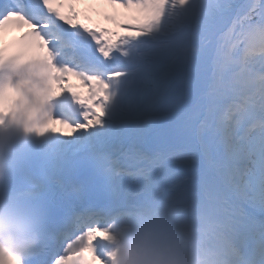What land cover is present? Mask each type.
I'll use <instances>...</instances> for the list:
<instances>
[{"label":"snow or ice","instance_id":"1","mask_svg":"<svg viewBox=\"0 0 264 264\" xmlns=\"http://www.w3.org/2000/svg\"><path fill=\"white\" fill-rule=\"evenodd\" d=\"M9 38L7 61L49 68L42 103L65 105L67 92L84 120L49 110L33 124L79 130L95 170L92 198L54 210L24 264H106L101 221L165 195L215 264H264V0H0ZM24 111L0 88V119Z\"/></svg>","mask_w":264,"mask_h":264},{"label":"clouds","instance_id":"2","mask_svg":"<svg viewBox=\"0 0 264 264\" xmlns=\"http://www.w3.org/2000/svg\"><path fill=\"white\" fill-rule=\"evenodd\" d=\"M18 40L0 42V64L16 55ZM16 83L0 78V88L10 86L14 102L25 111L17 116L29 123L43 122L48 105L42 96L49 87V68L37 55L13 62ZM7 168L0 160V254L15 256L24 264L43 241L45 218L11 190ZM110 234L104 242L106 264H215L191 240V224L170 196L130 201L124 209L101 222Z\"/></svg>","mask_w":264,"mask_h":264},{"label":"bare ground","instance_id":"3","mask_svg":"<svg viewBox=\"0 0 264 264\" xmlns=\"http://www.w3.org/2000/svg\"><path fill=\"white\" fill-rule=\"evenodd\" d=\"M67 80V79H66ZM74 81V78H68V80H67V83H72ZM62 130V132H64V130L63 129H61ZM71 131V130H70ZM75 132H77V134H78V132H79V130H77V131H75ZM72 136H76V134H73V135H71V136H67L69 139L71 138V141H70V143L67 145L68 147H79V145L73 140L74 138L72 137Z\"/></svg>","mask_w":264,"mask_h":264},{"label":"rangeland","instance_id":"4","mask_svg":"<svg viewBox=\"0 0 264 264\" xmlns=\"http://www.w3.org/2000/svg\"><path fill=\"white\" fill-rule=\"evenodd\" d=\"M120 10H123V9H120ZM124 11V10H123Z\"/></svg>","mask_w":264,"mask_h":264}]
</instances>
